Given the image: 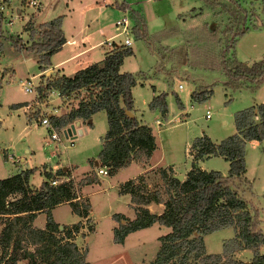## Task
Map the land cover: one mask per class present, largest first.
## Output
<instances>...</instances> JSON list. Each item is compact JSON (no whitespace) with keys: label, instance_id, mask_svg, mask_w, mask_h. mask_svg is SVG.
Masks as SVG:
<instances>
[{"label":"rangeland","instance_id":"obj_1","mask_svg":"<svg viewBox=\"0 0 264 264\" xmlns=\"http://www.w3.org/2000/svg\"><path fill=\"white\" fill-rule=\"evenodd\" d=\"M116 1H124L136 11L141 12L143 8L147 12L152 10L158 17L154 23L151 20L145 22L144 35L135 37L132 34L130 45L133 52L124 55L120 68L131 70L136 76L142 74L140 76L144 82H136L130 89L131 111L151 128L156 142L153 159H157L159 165H173L176 170L183 171L189 166V146L195 136L204 133L212 141H219L235 131L233 113L236 110L261 100L264 84L253 86L248 80L242 79L236 83H226L227 76L221 59L223 57L227 62L236 60L249 64L264 56V0H235L241 9L236 8L234 15L222 6L223 3H229V0H216L212 4L202 0H176L175 5L172 0ZM0 4V177L20 168L32 167L28 179L30 183L38 185L45 177L42 170L44 167L54 171L63 166L72 169L74 185L85 175H97L99 181L85 187L90 201V218L85 224L91 225V219L93 229L86 237L81 236L86 228L81 229L73 236L74 241L81 249L87 248L85 259L88 264H147L156 252L158 234L167 231V226L149 227L129 237L124 244L114 242L112 238L111 225L116 220L111 214L120 212L132 216L135 212L129 195L118 191V183L134 174L137 165L118 168L110 176L96 173L97 165L84 172L97 159L101 137L107 126L105 111H95L91 115V123L83 124L85 129L82 128L81 134L65 137L62 128H54L58 139H52L49 127L35 118V121L31 119L33 121L24 124L22 116L17 115L19 112L9 107L11 100L28 99L34 105L29 108L31 114L43 115L57 107L60 108L54 113L61 114L73 103L72 100L60 97L55 104L47 89L43 97L39 98L37 85L46 83L47 78L36 76L34 84L30 80V75L39 68L37 53L26 47L32 39H38L36 31L39 24L65 13L70 7V0H41L40 6L36 8L20 3L19 0H0ZM123 13L133 24L128 9ZM72 17L77 19L75 13ZM28 19L34 30L32 35L29 29L23 28ZM73 19L69 20L70 26L75 24ZM111 27L115 29L113 23ZM241 27L244 31L235 33ZM27 81L32 85V91L23 90ZM179 84L181 87H178ZM201 89H209L208 96L202 100L190 97L192 90ZM159 92H164V113L148 105L151 97ZM175 95L180 104L175 100ZM32 96L34 99L30 100ZM206 111L208 116H205ZM155 118L161 119L163 124L156 125ZM4 147L6 158H3L1 151ZM244 161L243 178H235L229 185L245 201L253 223H257V228L264 232V137L245 142ZM198 163L203 168L215 169L222 174L226 173L228 167L227 161L220 155L202 157ZM154 168L159 174L160 167ZM152 173L153 170L148 180L153 181L151 186L154 187L157 186L154 184L157 174ZM158 191L163 199L167 197L164 183ZM52 211L53 217L63 223L77 218L65 202L56 205ZM4 217L0 216V229L5 222ZM44 219V212H38L33 224L41 227ZM233 235L232 226L204 233V250L208 253L221 252L222 241ZM244 248L238 250L237 258L246 261L251 258L252 250ZM23 249V242L17 245V241H12L5 249L0 248V259L5 260L8 254H14L18 257L17 264H29L28 259L22 257ZM27 249L32 250L33 246ZM257 250L264 253V243ZM193 260L190 258L187 264Z\"/></svg>","mask_w":264,"mask_h":264},{"label":"trees","instance_id":"obj_2","mask_svg":"<svg viewBox=\"0 0 264 264\" xmlns=\"http://www.w3.org/2000/svg\"><path fill=\"white\" fill-rule=\"evenodd\" d=\"M202 1L212 4L216 0ZM19 2L25 4V0ZM112 4L119 9H128L133 19L131 30L135 37L144 35L145 18L140 12L128 7L124 1L113 0ZM222 6L232 15L237 12L236 8L241 9L235 0H229ZM61 18L59 14L41 22L36 31L38 39H32L26 46L37 53L39 70L48 66L49 55L65 40L60 27ZM30 22L28 19L23 28L29 29L32 35L34 30ZM243 31L241 27L235 33ZM129 53V47L116 46L98 62L78 68L71 75L52 72L46 83L37 85L39 98L43 97L45 89L53 88L58 94L76 100V104L66 112L58 116L48 115L55 129L65 128L76 118L89 122L92 113L100 109L105 111L107 128L97 154V166H104L108 175L133 159L146 160L154 148L150 126L139 123L131 112L126 113V110L132 109L130 87L135 83V75L129 71H119L118 68L123 56ZM221 64L227 76L226 83H236L242 79L253 86L264 84V56L249 64L236 60L227 62L222 57ZM209 91L192 90L190 97L202 100ZM175 100L180 104L177 95ZM148 105L164 113V92L154 94ZM233 124L235 131L216 143L204 133L193 138L189 146L192 159L181 180L173 175L170 167L168 170L159 168L167 194L165 199L157 189L146 187L142 175L121 182L118 191L129 194L135 216L129 219L119 212L111 214L117 221V225L112 227L113 241L122 242L128 232L157 222L168 226L169 231L157 236L158 248L147 264H187L190 258L194 259L191 264H264V253L257 250L258 245L264 243V232L257 228V223H253L245 201L229 185L233 179L243 178L246 140L264 137V100L236 110ZM209 155H221L227 161L225 174L215 169H202L196 164L198 159ZM32 171V167H26L0 178V216H5L0 229V248L5 249L12 241H17V245L23 242L22 257H26L29 264H88L85 259L87 248L81 249L73 239L82 226L81 221L59 225L53 220L50 209L66 201L71 212L87 218L90 202L79 194V188L98 182L99 178L95 174L85 175L74 185L66 168L58 167L53 173L43 170L45 179L38 185H32L28 182ZM54 179L56 182L51 183ZM149 201L162 202V210L159 213L149 211L144 206ZM38 211L45 214L41 228L31 224ZM223 226L233 227V237L223 241L221 252H206L202 235ZM92 229V224L86 225V233ZM86 233H81V236L85 237ZM28 246H33V249H27ZM244 247L252 250L248 261L231 256V251ZM17 260L16 255L8 254L0 262L17 264Z\"/></svg>","mask_w":264,"mask_h":264},{"label":"crops","instance_id":"obj_3","mask_svg":"<svg viewBox=\"0 0 264 264\" xmlns=\"http://www.w3.org/2000/svg\"><path fill=\"white\" fill-rule=\"evenodd\" d=\"M39 1H40L39 6H40L41 0H39ZM112 1L113 0H95L93 2L92 0H90V1L81 2L80 0H70V7L67 8L65 13L61 14L62 18H61L60 27H61V30H62V33H63V36H64L65 40L55 51H53L49 55V64H48V66L45 67L44 69L38 70L36 73L30 75V76H32V79H30V80L33 82V84L35 82L34 78H37L36 76H39V75H43L46 78L52 72H58V73H63L65 75H71L78 68L84 67L85 65L90 64L92 62L100 61L103 58V56L105 55V53H107V52L112 50V48H110L105 43L104 40L106 38H108L109 36H111L115 32V29H113V27H111V24L113 23L114 19H116L117 17H119L122 14H124L123 12L125 10H127V9H119V8H117L116 6H114L112 4ZM148 1H150V0H143L142 2H148ZM117 2H121V1H117ZM175 2H176V0H172V4H174ZM81 3H82V5H81ZM130 4H132V3H130ZM78 10H80V12L82 11V13L79 14L80 13L79 12L78 14H76L78 12ZM137 11L140 12L139 10H137ZM74 13H75V15H77V19H73L72 16H73ZM140 13L143 14V16L145 18V22H148V21L151 20L152 23H154L155 20H158V17L156 18V13L154 11H152V10L150 12H147V9L143 8ZM78 17H81V18H78ZM70 18H71V20L73 19L74 22H75V24L73 26H70V24H69ZM160 22H161V20L158 23H160ZM115 38L116 37H114V39ZM128 47L130 48L131 52H133V49H132L131 45L128 46ZM124 57L125 56H123V58ZM123 58H122L121 64L119 65L118 70L119 71H129V72L132 73L133 71H131V70H122L120 68L122 63H123ZM0 70H1V68H0ZM140 75H142V74H139V76L135 75V83L136 82H138V83L144 82V80L142 79V76H140ZM148 82H150V81L148 80ZM0 87H1V79H0ZM178 87H181V86H178ZM152 88H153V90L155 89V87H153V86H152ZM130 89H131V87H130ZM47 90L50 93V95L53 96V102L55 104H56L57 101L60 100V97L63 100H65V99L68 100V101L72 100L73 103H71L69 105V108L76 104V100H74L72 98H66L64 95H58L56 93L55 89H53L52 92H50L51 88H48ZM33 97L34 96H32V98L30 100H33L34 99ZM260 98H261L260 102H262L264 100V91L261 93ZM27 100H11L10 103H9V107L12 108L13 110H15L16 112H19V113H17V115L20 114L22 116V118L21 117L20 118H21V120H23V119L25 120L24 124H26V122L30 123V121L34 120L33 118H35L39 122L38 117L40 115H37V114L34 115V114H31L29 112L30 106L34 107V105H33L32 102L27 101ZM74 101H75V103H74ZM36 102H38V101L36 100ZM257 103H259V102H257ZM252 104H256V103H252ZM59 108L60 107L55 108L54 111H52L51 113L55 114L54 112L57 109H59ZM64 112H66V111H62V113H64ZM130 112L132 113V111H130ZM55 115L58 116L60 114H55ZM91 115H90V118H91ZM90 118H89V122L82 121L80 118H76L74 120H78L79 121V126L81 127V129L82 128L85 129V127H83V124L89 125L91 123V119ZM31 119H33V120H31ZM137 121L139 123H143L139 119H137ZM154 122L158 126L163 124L162 120L159 119V118H155ZM143 124H146V123H143ZM106 128H107V126H106ZM101 141H102V137H101ZM213 142H215V141H213ZM155 149H156V142H155V139H154V148H153L152 152L150 153L149 157L146 160L140 161L138 159H133L127 164V165H129V164L137 165L136 172L134 174H132L128 178H132V177H135L137 175H142L144 180H145L146 187L148 189H150V190H152L153 188H158V190H160V186L163 184L158 172L156 171V168H154L155 166L156 167L159 166V167L165 168L166 170H168V168L170 167L171 170L174 173H181L182 174V178H183L185 173H186V171L189 169L190 162H191V159H192V154L189 153V156H190L189 166H187V168L185 170L179 171V170H176L173 165H164V166L163 165H159L157 159L156 160L153 159V155H154ZM1 151H2V154H3V158H6V155H7L6 147L2 148ZM198 161H199V159L196 161V164L200 168L205 169V170H210V169L203 168V166L200 163H198ZM94 166H96V165L93 163V166L92 165L89 166L84 172H86V171H88L90 169H93ZM61 168L62 169L66 168L69 178L73 179L74 174H73L72 169L70 167L63 166ZM20 169H23V168H20ZM151 169L154 172L152 174H157V180L154 182V184H156L157 186H154V187L151 186L152 185L151 183L153 181L150 182L148 180V176H150L149 174H150V172H152ZM42 170H46V168L44 167ZM16 171H18V170H16ZM47 171H50V170H47ZM54 171H50V172L53 173ZM117 171H118V169L114 173H116ZM12 173H14V172H12ZM7 175H10V174H7ZM7 175H5V176H7ZM104 175H108V174H104ZM5 176H2V177H5ZM108 176H110V175H108ZM60 177L62 178L63 176H60ZM128 178L123 179L121 182H123L124 180H126ZM43 179H45V177ZM152 179H153V177H152ZM28 182H29V179H28ZM121 182L118 183V189H119V184ZM30 184H32V183H30ZM92 184L93 183H88V184H84V185H82L80 187V194H81L82 197H87L88 198V195L85 192V187L89 186V185H92ZM32 185H34V184H32ZM122 193H127V192H122ZM161 197H162V195H161ZM88 200H89V198H88ZM64 202L67 203L66 201H63V202H60V203H64ZM58 204H55L50 209L52 218H53V220L56 223H58L59 225H61V224H69V223L76 222V221L79 220L82 223V226H81L79 232L81 231V229L86 228L85 221L87 220V218H90V208H89L88 214L86 216L87 218H84V217L79 216V215H77V214L72 212L77 217L76 220L72 221V222H68V223H63V222H60L59 220H57V219H55L53 217V211L52 210ZM144 206L151 212L159 213L162 210L163 204H162V202L149 201L146 204H144ZM133 211H134V208H133ZM38 212H42V211H38ZM38 212H36L35 215ZM35 215H34V217H35ZM134 216H135V212H134V214H132V216H125V217L131 219ZM34 217H33V219H34ZM33 219L31 221V224L33 226H36V225L33 224ZM44 221H45V219H44ZM121 221H123V220H121ZM90 223L93 225L91 219H90ZM116 224H117V221H115L114 224L111 225V228L113 226H115ZM154 225L160 227L163 224H159L157 222H153L152 224H150L148 226H145V227L138 228V229H135L133 231H130L124 236V238H123L122 242H120V244H124L129 237H131V236L135 235L136 233H139V232H141L143 230H146L149 227H153ZM43 226H44V224H43ZM43 226H41V227H43ZM163 226H166V225H163ZM36 227H38V226H36ZM167 228H168V230L165 231L164 233L169 231V227L168 226H167ZM88 233L89 232H87L86 235ZM164 233L158 234V236L162 235ZM86 235H85V237H86ZM157 241H158V244H159V240L158 239H157ZM223 241H222V243H223ZM158 244H157V248H158ZM259 245H258L257 248H259ZM242 249H245V248H236V249H234L232 251V253H231V256L233 258H235V259H239V258H237V252H238V250H242ZM248 260H246V261H248ZM243 261H245V260H243Z\"/></svg>","mask_w":264,"mask_h":264},{"label":"built area","instance_id":"obj_4","mask_svg":"<svg viewBox=\"0 0 264 264\" xmlns=\"http://www.w3.org/2000/svg\"><path fill=\"white\" fill-rule=\"evenodd\" d=\"M8 1V0H7ZM39 0H25V4L31 6L32 8H36L39 5ZM2 9V4H0V10ZM113 26L115 28V32L106 38L104 41L105 43L110 47L114 48L116 46H125L128 47L131 44V38H132V30L131 26L132 24L129 21L128 16L124 13L121 16L117 17L113 21ZM121 35V36H120ZM114 37H117L118 39L115 40ZM30 82V80H28ZM27 81V84L23 86L24 91H32V85ZM180 86V84L178 85ZM53 88H51L50 92H52ZM58 94V92L56 91ZM60 95V94H58ZM52 112V111H50ZM50 112H47L45 114H41L38 117V120L41 124H44L46 127H49L51 129L49 136L52 139H58L57 133L54 131V128L51 126L48 115L52 114ZM205 116H208L207 111L205 112ZM96 173L98 174H106V168L104 166H97L96 167ZM56 180H51V183H55Z\"/></svg>","mask_w":264,"mask_h":264},{"label":"water","instance_id":"obj_5","mask_svg":"<svg viewBox=\"0 0 264 264\" xmlns=\"http://www.w3.org/2000/svg\"><path fill=\"white\" fill-rule=\"evenodd\" d=\"M126 113L130 114V111L126 110ZM62 132L65 137L74 136V134H80L82 132V129L79 126V121L74 120L73 122L69 123L65 128L62 129ZM93 163L97 165L98 163L97 159L94 160ZM173 175L179 180L182 179L181 173H173Z\"/></svg>","mask_w":264,"mask_h":264}]
</instances>
